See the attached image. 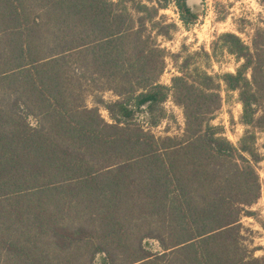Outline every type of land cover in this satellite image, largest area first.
I'll use <instances>...</instances> for the list:
<instances>
[{
    "label": "trees",
    "instance_id": "obj_1",
    "mask_svg": "<svg viewBox=\"0 0 264 264\" xmlns=\"http://www.w3.org/2000/svg\"><path fill=\"white\" fill-rule=\"evenodd\" d=\"M170 3L198 19L194 0H0V264H264L240 223L264 187V28L217 36L234 72L171 54L167 85ZM223 89L237 145L212 124ZM168 100L184 126L156 135Z\"/></svg>",
    "mask_w": 264,
    "mask_h": 264
},
{
    "label": "rangeland",
    "instance_id": "obj_2",
    "mask_svg": "<svg viewBox=\"0 0 264 264\" xmlns=\"http://www.w3.org/2000/svg\"><path fill=\"white\" fill-rule=\"evenodd\" d=\"M200 5L198 19L195 23L184 24L179 16L174 3L166 9L160 10V15L165 16L167 23H175L176 29L169 38L158 37L157 43L163 47L168 55L166 69L160 80L169 85L170 79L177 74L175 63L171 54L198 52L194 57L195 63L203 65L210 74L234 72L239 62L230 53L221 48V43L216 42L217 36L223 32H232L250 43L256 27L264 28V4L261 0H194ZM207 52L210 57H207ZM223 103L216 113L212 124L224 127V136L237 145L247 129L240 123L241 105L235 91H221ZM107 100L115 99L111 91L104 93ZM165 107L169 113L168 119L161 122L152 131L156 135H178L184 126L182 110L171 100ZM103 117L109 120L105 110L101 111ZM172 115V116H170ZM172 117V118H171ZM256 149L264 154V131H256ZM257 172L264 180V158L255 165ZM246 211L253 214H242L240 218L242 242L248 253L255 257H264V187L257 201ZM153 244V243H152ZM156 248V245L153 244Z\"/></svg>",
    "mask_w": 264,
    "mask_h": 264
}]
</instances>
